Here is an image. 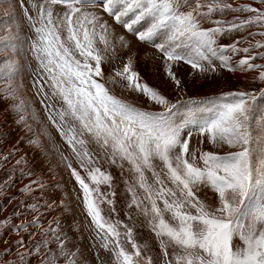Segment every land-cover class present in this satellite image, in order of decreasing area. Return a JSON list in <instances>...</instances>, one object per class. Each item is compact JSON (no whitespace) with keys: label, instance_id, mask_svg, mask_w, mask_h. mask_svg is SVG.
<instances>
[{"label":"snow or ice","instance_id":"obj_1","mask_svg":"<svg viewBox=\"0 0 264 264\" xmlns=\"http://www.w3.org/2000/svg\"><path fill=\"white\" fill-rule=\"evenodd\" d=\"M84 2L92 0H42L39 5L31 4L35 16L23 3L21 7L33 34L30 51L41 73L35 84L40 86L38 92L44 94L43 99L61 102L59 109L48 111V119L87 174L86 181L68 163L100 246L111 250L114 264H153L152 258L141 252L147 244L140 245L133 239L131 227L103 215L102 204L116 211L113 175L96 166L98 161L89 151L90 141L85 136L98 146L108 163L121 170V175L125 171L132 174V182L124 180L131 197L128 207L135 206L145 217L163 253V264H264V163L253 160L250 123L257 97H264V86L258 92L223 93L209 101L207 119L192 122L197 134L214 147L226 144L237 151L221 155L193 149V132L189 129L185 137V128L169 120L179 102L172 103L144 82L133 69L131 58L115 75L126 80L130 90L163 106V112L129 104L113 95L102 82L105 56L96 47V38L107 51L110 25L95 11L77 6ZM259 4L258 8L247 3L234 5L232 0H100L97 6L140 42H152L167 62L182 61L204 72L215 71L213 60H219V66L228 71L255 70L253 79L264 82V62L256 63L258 57L264 61V0H259ZM57 5L65 6L62 15L54 11ZM227 12L249 15L226 19ZM253 26L262 30L249 31L247 36L228 44L219 43L224 37ZM18 38V32L5 36L0 50L7 53L14 46L9 41ZM157 39L162 42L154 43ZM119 40L123 43L124 37ZM14 67V63L5 60L0 63V72H11ZM165 71L179 87L180 80L171 63L166 64ZM45 84L50 94L45 92ZM22 107L23 104L15 106L17 110ZM45 107L47 110L53 105ZM156 160L163 165L161 171L156 170ZM146 172L151 173L153 183H149ZM101 185L109 191H101ZM205 188L217 197L215 206L206 198L201 199L199 193ZM29 207L36 210L35 204ZM165 214L170 215V220ZM121 226L126 229L124 233ZM17 227L23 229L24 225ZM50 231L56 236L54 229ZM122 235L131 244L132 252L121 243ZM56 239L67 264H77L78 253L66 250L64 242L58 236ZM27 255H31L28 250L20 255L21 264ZM49 264H56L55 259Z\"/></svg>","mask_w":264,"mask_h":264},{"label":"rangeland","instance_id":"obj_2","mask_svg":"<svg viewBox=\"0 0 264 264\" xmlns=\"http://www.w3.org/2000/svg\"><path fill=\"white\" fill-rule=\"evenodd\" d=\"M21 3L30 15L35 16L31 4L39 5L42 0H0V41L7 35L19 33L17 40L9 41L14 46L7 53L0 50V63L7 60L15 65L11 72H0V264H21L20 255H23L25 250L30 251L31 255L24 257L23 264H41L42 261L49 264L51 259H55L56 264H67V258L61 255L57 236L64 242L66 250L78 253L77 264H114L111 250L106 251L100 246L101 240L97 239L92 221L84 209L81 189L71 175L68 163H71L86 181L87 174L48 119V111L59 109L61 102L58 99L52 101L43 99L44 94L38 92L40 86L35 84L41 73L37 71L36 61L30 51L33 34ZM232 3L234 5L247 3L261 7L259 0H232ZM98 4L82 3L77 6L85 11H95L110 25V45L107 51L99 42V37L96 38V47L105 56L102 63L104 73L102 82L109 91L146 111L165 110L163 106L148 100L141 93L130 90L127 81L115 75L117 71L123 70L124 64L131 58L133 69L144 82L159 90L172 103L179 102L169 120L175 126L185 128L183 133L185 137L189 129L193 132L190 141L193 149L202 148L221 155L237 151L238 149L230 148L226 144L214 147L197 134L192 122L207 119L211 107L209 101L219 98L223 93L258 92L260 87L264 86V82L253 79L257 72L238 69L228 71L219 66V60H213L215 71L209 69L204 72L197 71L182 61L167 62L152 42H140L133 34L115 24L102 8L97 6ZM65 10L64 5H57L54 8L60 15ZM247 15L249 14L243 12H227L225 18ZM216 18H219V13L216 14ZM259 30H262L259 26H253L243 32H235L224 37L219 43L228 44L239 37L247 36L249 31ZM121 36L124 37L123 43L119 40ZM160 42L162 40L157 39L154 43ZM262 62L264 61L258 57L256 63ZM167 63H171L172 71L180 80L179 87L167 75L165 71ZM44 89L50 94L47 84L44 85ZM189 100L193 103H186ZM49 103L53 108L46 110L45 105ZM20 104H23V107L17 110L15 106ZM21 117L24 119L21 120ZM250 123L254 137L253 160L264 163V97H257ZM85 139L90 141L87 147L98 161L96 166L113 175L116 211L112 212L107 204H102L103 215L112 221L120 220L122 225L131 227L133 239L140 245L147 244V247L141 248L142 255L151 257L153 264H163V253L145 217L135 206L128 207L131 197L126 191L124 180L132 182V174L125 171L121 175L119 168L108 163L106 158L100 155V149L91 142V138L85 136ZM200 140H204V143L201 144ZM154 164L156 170L161 171L162 163L156 160ZM127 167L125 163V168ZM146 176L149 183H153L151 173L146 172ZM162 178L167 181L166 177ZM33 181L36 183H32ZM6 182L7 186L4 187ZM168 186L171 187V184ZM100 188L103 192L109 191L106 185H101ZM137 191L141 190L137 188ZM199 195L201 199L206 198V202L216 205L217 197L211 190L202 189ZM33 204L36 205L35 211L29 207ZM160 206L162 207V204ZM165 217L170 220L169 214H165ZM33 220L35 223H32ZM4 221L7 223L4 224ZM21 224L24 225L23 229L17 227ZM50 229L56 231V236H53ZM120 231L124 233L126 229L121 226ZM121 243L129 252L133 251L131 244L123 235ZM235 243L240 242L236 240ZM168 251L171 254L172 249L169 248Z\"/></svg>","mask_w":264,"mask_h":264},{"label":"bare ground","instance_id":"obj_3","mask_svg":"<svg viewBox=\"0 0 264 264\" xmlns=\"http://www.w3.org/2000/svg\"><path fill=\"white\" fill-rule=\"evenodd\" d=\"M14 11L16 12V9H14ZM14 16H15V14H14Z\"/></svg>","mask_w":264,"mask_h":264}]
</instances>
